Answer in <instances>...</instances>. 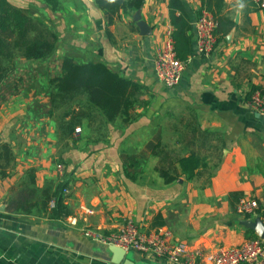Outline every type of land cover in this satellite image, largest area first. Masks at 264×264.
<instances>
[{
	"label": "crops",
	"instance_id": "obj_1",
	"mask_svg": "<svg viewBox=\"0 0 264 264\" xmlns=\"http://www.w3.org/2000/svg\"><path fill=\"white\" fill-rule=\"evenodd\" d=\"M8 1L45 20L61 56L54 76L51 70L42 75L33 69L14 71L9 83L18 84L17 93L0 105V147L7 145L15 154L0 181V207L5 206L0 211V264H112L108 246L83 232H116L130 216L144 233L167 230L177 241L205 252L259 239L240 225L244 219L264 221V113L250 106L252 96L264 91V8L258 0H243L246 7L239 14L238 0H225L224 13L236 24L233 40L218 41L208 56L197 53L195 22L203 0H179L193 27V55L174 88L161 83L155 71L157 52L173 29L171 0H145L142 20L152 30L149 36H142L134 21L137 11H122L108 26L94 0H59L56 12L42 0ZM67 56L103 62L140 83L148 104L138 110L142 117L127 127L110 124L106 143H70L59 150L55 124L45 126L44 133L42 122L49 120L37 109L47 101L36 92L60 73ZM159 131L172 156H197L199 164L176 163L180 173L195 167L196 177L164 182L157 171L159 159L151 154ZM31 171V188L40 192L66 177L72 180L65 197L70 215L52 220L38 208L33 214L15 211L24 187L30 186ZM232 193L241 194L240 200H257L256 214L238 215L240 200L234 201ZM157 216L163 226H155ZM130 257V264H170L135 250ZM245 264H264V258Z\"/></svg>",
	"mask_w": 264,
	"mask_h": 264
},
{
	"label": "trees",
	"instance_id": "obj_2",
	"mask_svg": "<svg viewBox=\"0 0 264 264\" xmlns=\"http://www.w3.org/2000/svg\"><path fill=\"white\" fill-rule=\"evenodd\" d=\"M53 11H58L59 0H42ZM96 6L104 13L108 26L113 25L122 11L134 13L140 10L145 0H94ZM203 9L209 11L217 22L216 35L218 41H224L236 28L235 22L224 11L225 0H203ZM180 10V15L176 14ZM170 19L173 27L175 51L179 60L187 62L193 55L192 24L190 17L184 12L179 0L170 2ZM57 37L46 27L44 22L31 16L30 12L14 7L8 0H0V105L8 96L17 93V83H9L20 59L38 63L49 60L57 50ZM144 87L131 79L113 71L103 62H78L72 57H64L60 65V73L43 82L37 95L47 101L39 106L44 118L55 124L56 138L65 148L70 143L99 144L106 143V134L110 124L120 122L123 127L138 121L142 114L138 110L148 106L142 100ZM256 90V89H254ZM250 97V95H249ZM81 127L79 140L73 139L75 129ZM188 128H191L188 125ZM85 129V131H84ZM159 131V139L151 146L152 156L159 159L157 171L164 182L169 185L178 182L181 177H196L195 167L188 172H178L176 163L199 164L195 155L185 158L172 156V152L163 144ZM196 134V131H192ZM15 154L3 145L0 147V172L2 177L7 171ZM59 162L63 163V160ZM128 177L131 174L127 173ZM200 175V174H199ZM30 186L24 187L23 199L16 202L17 213L33 214L38 208L52 220L70 215L65 205L64 191L70 187L71 179L65 178L51 188L42 192L31 188L35 176L31 171L27 174ZM40 194L39 197L37 195ZM231 198L239 201L241 194L232 193ZM35 197L39 198L36 202ZM56 201L53 209L50 202ZM234 206V204H232ZM155 226H163L161 217L155 218Z\"/></svg>",
	"mask_w": 264,
	"mask_h": 264
},
{
	"label": "built area",
	"instance_id": "obj_3",
	"mask_svg": "<svg viewBox=\"0 0 264 264\" xmlns=\"http://www.w3.org/2000/svg\"><path fill=\"white\" fill-rule=\"evenodd\" d=\"M264 8V0H258ZM197 34V53L202 56L210 55L218 45L216 35L217 22L213 15L206 9L197 16L195 22ZM173 29H169L161 49L155 57V71L158 79L168 88L179 85L188 62L178 59L173 40ZM250 106L258 113H264V91L256 92ZM82 134L81 128H76L73 139L79 140ZM3 179L0 172V181ZM67 188L64 193L69 194ZM56 201L50 202L53 209ZM259 209L257 200L243 198L236 206V212L241 217L253 216ZM72 224H76L73 223ZM84 236L100 242L106 246L116 245L126 250L133 249L140 254L150 255L164 259L170 264H245L264 258V240L257 239L246 242L239 248H217L213 252H205L194 249L185 242H179L173 234L167 230H157L144 233L133 217L124 220L123 225L110 234H104L100 230L86 229Z\"/></svg>",
	"mask_w": 264,
	"mask_h": 264
},
{
	"label": "water",
	"instance_id": "obj_4",
	"mask_svg": "<svg viewBox=\"0 0 264 264\" xmlns=\"http://www.w3.org/2000/svg\"><path fill=\"white\" fill-rule=\"evenodd\" d=\"M134 21L140 29L142 36H149L152 34L149 25L142 20V9L136 12L134 15ZM233 35L234 31L226 37L227 42H232ZM0 211H5V206L0 207ZM240 225L255 232L259 239L264 240V221L261 218L255 220L244 219L240 221ZM108 251L112 254L110 260L112 264H130L132 261L130 256L134 250H126L116 245H109Z\"/></svg>",
	"mask_w": 264,
	"mask_h": 264
},
{
	"label": "rangeland",
	"instance_id": "obj_5",
	"mask_svg": "<svg viewBox=\"0 0 264 264\" xmlns=\"http://www.w3.org/2000/svg\"><path fill=\"white\" fill-rule=\"evenodd\" d=\"M29 12V11H28ZM34 14L33 13H31V16H33ZM41 20L43 21L44 19L43 18H41ZM45 21V20H44ZM61 54V53H60ZM58 52H56L55 54H54V56H53V58L51 59V61L50 62H38V63H27V64H23L22 62H18V64H17V66H16V70L15 71H17L18 73L17 74H21L20 72H24L25 70L26 71H30V70H35V72H39L41 75L42 74H44L45 72H48V71H50L51 70V75L52 76H54V72H56V69H58V59H60V55ZM25 74V73H24ZM17 77H18V75H17ZM30 85H32V84H30ZM35 85V84H34ZM40 86V85H39ZM40 88H41V86H40ZM28 89H29V87H28ZM42 116H44L43 115V113H42ZM43 123V129L45 130L46 129V127H50L51 126V124H53V122L52 121H50V123H49V121H48V123L46 122L45 123V121H43L42 122ZM50 125V126H49ZM46 126V127H45ZM78 128H81V127H78ZM82 129V128H81ZM76 130V129H75ZM50 131V130H49ZM48 133V128L44 131V133ZM56 144L58 145V144H60V146L58 145V147H60L59 148V150H63L65 147H63V145H61V142L60 141H56ZM81 144H83L82 142L81 143H78L77 145H76V143H75V146H79V145H81ZM69 189V188H68ZM69 193H70V191H69ZM65 196H67V195H65Z\"/></svg>",
	"mask_w": 264,
	"mask_h": 264
},
{
	"label": "clouds",
	"instance_id": "obj_6",
	"mask_svg": "<svg viewBox=\"0 0 264 264\" xmlns=\"http://www.w3.org/2000/svg\"><path fill=\"white\" fill-rule=\"evenodd\" d=\"M238 9L236 10L237 14L241 13L245 7H246V3L243 2V0H238Z\"/></svg>",
	"mask_w": 264,
	"mask_h": 264
}]
</instances>
